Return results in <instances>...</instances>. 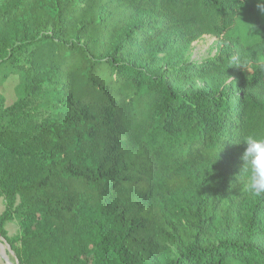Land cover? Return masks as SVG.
I'll return each mask as SVG.
<instances>
[{"label": "trees", "instance_id": "1", "mask_svg": "<svg viewBox=\"0 0 264 264\" xmlns=\"http://www.w3.org/2000/svg\"><path fill=\"white\" fill-rule=\"evenodd\" d=\"M249 1L0 0V71L24 90L10 105L0 94V235L18 264H264L206 216L248 193L243 139L264 137V23L243 28ZM204 35L216 56L160 63ZM218 156L226 177L177 218L172 195Z\"/></svg>", "mask_w": 264, "mask_h": 264}, {"label": "rangeland", "instance_id": "2", "mask_svg": "<svg viewBox=\"0 0 264 264\" xmlns=\"http://www.w3.org/2000/svg\"><path fill=\"white\" fill-rule=\"evenodd\" d=\"M262 0H251L246 7L242 10L244 12L242 18L243 28H255L256 21L264 23V14L258 8ZM220 51L219 41L212 35H204L197 41L193 42L189 49L183 53L172 51L171 54L162 56L160 63L162 65L180 64L185 61H200L208 57L216 56ZM251 71L246 69L244 72L246 77L250 76ZM230 79L229 83H232ZM212 81L198 82L196 87L201 88L204 86L211 87ZM236 85V84H235ZM0 94L5 99V104L10 105L16 102L23 96V76L16 71V69L3 68L0 71ZM48 103L53 100V95L48 94L44 98ZM231 157L218 156L210 164L200 169V171L193 175L191 185L188 189L178 191L171 197L173 211L176 217L183 214L182 206L190 203L196 196H201L204 193L212 191L213 185L221 182L227 175V169L230 167ZM238 191H234L228 199L229 207L227 212L221 213L220 210L215 209L218 206L209 203L207 205L206 216L213 224L214 228L218 231L220 238L223 239H248L253 245L261 246L264 249V210H259L254 214L255 224L247 232L249 219L254 211V203L256 196L249 192L240 199H237ZM7 200L5 197H0V215L7 207ZM181 209V210H180ZM8 236L13 238L20 234V226L17 220H12L6 224ZM0 244L3 245L4 251L0 248V264H18L16 255L9 247L7 241L0 235ZM8 259V261L6 260Z\"/></svg>", "mask_w": 264, "mask_h": 264}, {"label": "clouds", "instance_id": "3", "mask_svg": "<svg viewBox=\"0 0 264 264\" xmlns=\"http://www.w3.org/2000/svg\"><path fill=\"white\" fill-rule=\"evenodd\" d=\"M258 8L264 14V0ZM243 142L247 146L241 157L243 168L239 176H243L244 186L250 194L264 195V137L248 135Z\"/></svg>", "mask_w": 264, "mask_h": 264}, {"label": "crops", "instance_id": "4", "mask_svg": "<svg viewBox=\"0 0 264 264\" xmlns=\"http://www.w3.org/2000/svg\"><path fill=\"white\" fill-rule=\"evenodd\" d=\"M0 248H3V249H4L5 247H4L3 245L0 244Z\"/></svg>", "mask_w": 264, "mask_h": 264}, {"label": "water", "instance_id": "5", "mask_svg": "<svg viewBox=\"0 0 264 264\" xmlns=\"http://www.w3.org/2000/svg\"><path fill=\"white\" fill-rule=\"evenodd\" d=\"M8 261V259H6Z\"/></svg>", "mask_w": 264, "mask_h": 264}]
</instances>
